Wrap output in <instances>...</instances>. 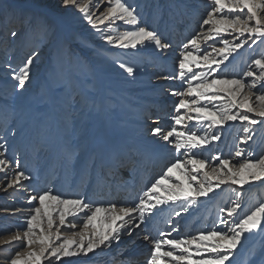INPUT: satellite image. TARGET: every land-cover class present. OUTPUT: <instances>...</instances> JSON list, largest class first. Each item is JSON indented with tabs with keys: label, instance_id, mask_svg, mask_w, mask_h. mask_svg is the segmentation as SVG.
Listing matches in <instances>:
<instances>
[{
	"label": "rangeland",
	"instance_id": "obj_1",
	"mask_svg": "<svg viewBox=\"0 0 264 264\" xmlns=\"http://www.w3.org/2000/svg\"><path fill=\"white\" fill-rule=\"evenodd\" d=\"M126 2L138 13L140 26H147L149 29L156 30L165 41L170 43L171 47L169 49L162 51L156 49L151 43L146 46H138V49H122L115 44H109L105 39L106 36L109 34L115 36L126 30H135L136 26L126 24L123 21H115L112 23L105 22L98 25L97 28H93L83 17V14L77 10H58L56 0H0V38H3L6 29L19 27L17 23L19 17L32 15L31 23L25 24L19 40H12L7 47L0 45V121H2L1 118H4L8 122L7 126H9L7 138L0 140V145H3V147H0L2 154L0 156L3 159L9 161L19 160L21 170L25 172L29 162L32 164V168H39L40 163H43L39 161V158L43 157L45 152H47V155H50L53 151L54 154H57L61 130L64 131L63 133L68 130H77L82 132L83 135L85 134L87 139L95 124L96 116H103L107 119L109 112L111 113L110 118L116 124L122 122L119 118L124 116L133 118L131 122L135 124L140 123V120L135 116L136 113L133 107L140 106L144 102H150V109H152V112L147 115L148 119L154 116V118L160 120L159 123L150 124V127L159 125L164 129H168L174 125L172 117L176 114L175 105L181 97H176L171 93L186 90L187 83L186 80L181 81L178 78L164 80L159 77L164 75L178 76V57L184 50L183 44L187 43L193 36L206 32L210 27L203 25L206 13L211 10L210 0H196V2L193 0H126ZM93 5L91 11L96 15H99L110 6L108 0H93ZM40 17H44L50 28L54 29V38L47 43L39 42L38 34L31 32L33 25L38 22ZM178 24L181 28L176 27ZM178 29L180 31L187 29L189 36L187 38L181 37V32H177ZM237 35L231 30L222 32L220 36L215 37L213 40L207 42L201 40L199 52L192 49L191 46L190 50L197 56H202L205 53L209 54L210 57L216 56L212 49L222 48L225 39L230 43L239 42ZM170 36L172 37L169 40ZM57 40L63 42V50L60 52L57 51ZM33 48L39 51V59L32 67L31 81L27 84L26 91L22 95H17L14 93L13 81L9 76L11 69L7 68L6 65L11 64L16 67ZM167 54L170 56V62L165 67ZM260 56H264V43L257 41L256 44H252L249 40L248 44L232 53L229 59L220 66V69L209 75L208 79L236 78L243 79L246 83L250 82L252 78L244 77L243 73L252 65V60ZM118 62L135 65L138 69L135 78L126 77V74L118 68ZM193 71L196 73L207 72L208 69L204 66L197 68L193 65ZM197 83V81H193L194 86ZM254 91L257 94L264 93V87L258 84ZM72 95H76L79 102L73 109L69 110L66 105ZM184 99L192 100L196 97H184ZM86 100H95L101 107L97 109L93 105L86 104ZM153 101L157 105L152 104ZM200 103L207 105L209 108H218L223 101L217 100L209 103L204 100ZM146 104L149 105V103ZM163 105L165 106L164 109L162 108ZM120 107L123 110H120ZM161 110L162 112H160ZM234 111L243 110L237 108ZM67 113L70 114L69 118L66 117ZM180 114L195 115L194 113H186L183 109ZM248 115L254 117V113H248ZM77 117L82 121L74 129ZM254 118L260 119L259 117ZM123 122V127L132 134L127 122L125 120ZM184 123L187 128L177 127L180 130L196 132L198 135L207 134L211 136L215 134L221 138L218 141H211L202 148L193 149L191 152L186 153V150L177 152L174 148H171L173 147L171 144L162 141L159 137H153L154 140L152 143L150 142L152 148H163L168 144L175 155L171 162L180 160L185 164L183 170H173L174 174L168 181L173 186L182 184L186 190L190 191V184L192 187L198 186L195 181L189 179L191 175H197L198 180H203L204 170L197 174L191 171V165L186 164L192 154H195L198 159H205L203 155L206 153L208 156L209 153L212 158L210 159L215 161L213 166L219 165V162L213 157L229 159L231 163L238 165L245 159L254 160L264 155V124L248 125L246 122L242 123L237 120L209 129L207 127L208 122L185 120ZM244 127H249L254 133L253 139L246 144L240 142L244 136ZM13 129L16 132L15 135H12ZM143 135V132L139 133L138 137L141 138ZM146 135H148L146 140L152 137L148 131ZM78 140L72 138L70 141L68 138L62 151L67 148L76 150ZM86 144H88V141ZM237 147L244 150V154L240 157L235 156ZM23 157H25L24 160ZM31 157H34L33 161H30ZM21 160L23 161L21 162ZM165 167L156 174L151 183L159 178ZM16 170L14 164H11L7 169V177L4 173H0V218L7 217L9 214L21 215L25 211L21 203L18 202L23 195V186L7 187V181L11 179L13 172ZM120 176L123 177L122 180L125 179V175L120 173ZM127 176L129 175L127 174ZM145 178L147 179V177ZM59 180H61L60 175L54 178L49 177L48 182L45 184L47 186L46 190H51L53 194H64L62 198H67L69 190L67 191L65 188L60 190L61 188L56 187L59 186ZM107 182V186L112 183L109 180ZM216 182L213 181V183ZM86 185L87 183L80 185V193H85ZM149 185L151 186V184ZM67 186L72 189L73 181H70ZM24 187L25 193L27 189L28 192L30 191L29 193L34 190H29L27 186ZM227 187L225 190H220L221 195L218 196L215 206L212 207L213 212H211L212 208L209 209L206 204L209 201V195L219 190L220 187L215 188L208 196L198 197L195 203L191 200H178L175 203L169 201L167 204L157 205L150 212L151 214L145 213L143 223L149 230H155L157 233L155 239L162 240L184 239L214 229L227 231L233 222L227 225L221 223V220L227 217L226 209L233 207L235 203L241 205L237 214L230 217V220L236 221L249 213L259 203L264 202V197L261 198L264 192L260 193L259 191L260 188L264 190V181H249L243 186L230 183ZM242 187L250 188L241 190ZM18 194L22 195L19 196ZM161 195L167 194L161 190ZM22 197L26 201L29 196ZM127 197L129 198L128 195H126ZM129 200L131 199L129 198ZM226 203H228V206L224 205ZM18 209L20 211H17ZM177 212L180 215H176ZM166 213L170 214V219L167 222L163 218ZM213 213L214 215L217 214L218 217H213ZM0 222L3 223V225H0L2 228L0 236H7L25 226V220L20 221V219H2ZM173 223H176L175 227ZM161 224L164 226H161ZM182 226L188 232V234L185 233V236L177 235ZM65 231L70 233L73 231L79 232L80 230H61V232ZM161 233H164V235H161ZM124 238L125 235L120 239L124 240ZM139 239L142 240L143 236L136 234L135 241L129 243L128 253H125V251L120 253L121 255L114 256L111 263L108 264H124L123 262H126L125 264H148L153 245L151 242L150 246L140 245ZM151 239L153 238L151 237ZM238 246L231 256L230 264H264V231L256 230L252 233H245L241 244ZM19 247L20 245L17 243L0 248V264H2L3 257L9 253L14 254ZM167 250H170V246L165 245L162 251ZM192 251L194 253L193 261L200 260L201 255L195 254V246L192 247ZM176 254H179V252L177 251ZM202 255L204 259H207L210 254L205 252ZM74 260V257L62 258L61 262H55V264H63V261H67V264H75ZM44 264H48V262L45 261ZM104 264H107V262ZM167 264H172V262L167 261Z\"/></svg>",
	"mask_w": 264,
	"mask_h": 264
},
{
	"label": "snow or ice",
	"instance_id": "obj_2",
	"mask_svg": "<svg viewBox=\"0 0 264 264\" xmlns=\"http://www.w3.org/2000/svg\"><path fill=\"white\" fill-rule=\"evenodd\" d=\"M58 10H77L83 14V17L93 27L105 22L123 21L126 24L136 26L135 30H126L113 36L109 34L105 37L109 44H115L122 49H138V46H146L151 43L156 49L166 50L171 47L170 43L165 41L159 33L147 26H140L138 13L126 0H108V6L99 15L91 11L93 0H56ZM211 10L206 13L203 19V25L210 26L206 32L199 33L183 44V51L178 57V76H161L160 79H180L187 83V89L184 91H174L171 94L181 97L175 105L176 114L172 117L174 125L164 129L159 125L150 127L148 132L153 137H159L162 141L171 144L175 151L186 150L191 152L193 149L202 148L211 141L220 140L219 135H198L196 132L180 130L177 126L187 128L185 120L197 122H208L207 127L212 129L217 126H223L229 121H237L248 125L264 124V93L257 94L254 90L257 85L264 87V56L252 60V65L243 73L244 77L252 78L250 82L243 79L213 78L208 79L209 75L215 73L229 56L248 44L257 41L264 43V0H210ZM246 10V11H245ZM235 14V15H229ZM32 15L19 17L17 23L19 27L8 28L4 32L3 38H0V45L5 47L14 40L19 39L21 31L25 24L31 23ZM231 30L237 33L239 42L230 43L227 39L223 40V47L213 48L216 56L210 57L205 53L202 56L194 55L196 49L199 52L201 40L207 42L220 36L222 32ZM31 32L38 34V41L47 43L54 38V29L50 28L44 17L38 18V22L33 25ZM27 34V33H26ZM244 39H240V38ZM63 50V42L57 40V51ZM39 51L36 48L31 49L16 67L7 64L11 69L10 79L13 81L12 88L14 93L22 95L26 91V86L31 81L32 67L39 59ZM219 57V58H217ZM193 65L197 68L204 66L207 72L196 73L193 71ZM215 66V67H213ZM254 66V69H253ZM118 68L122 70L126 77L135 78L137 67L132 64L118 62ZM193 81L198 83L194 86ZM223 94V95H221ZM195 96L196 99L188 100L184 97ZM222 100L223 103L218 108H209L202 105L201 101ZM76 95H72L67 108L73 109L78 103ZM86 104L101 107L95 100H86ZM243 111H234V109ZM195 115H181V110ZM248 113H254L253 116ZM244 136L241 143H248L253 139V130L244 127ZM16 132L13 129L12 135ZM3 147V145H0ZM244 150L237 147L235 156L240 157ZM219 162L218 166H213L205 159H198L195 154L186 161L191 165V171L199 174L203 169V180H198L197 175H191L189 179L195 181L198 186L189 185L190 191L186 190L182 184L172 185L168 183L174 174V169L183 170L185 164L180 160L166 165L165 169L151 183L139 203L133 206L117 207L110 204L108 207L95 206L86 202L83 198H62L59 194H53L51 190H42L32 195L28 201L30 205L38 201V205H33L28 210V216L25 226L17 229L7 236H0V248L19 244L20 247L13 253L3 257L2 264H55L61 262L62 258H71L78 255H88L101 246L108 245L113 240H119L121 229L127 224L125 217L132 218L133 213H139V219L145 221V213H150L157 205L167 204L169 201L175 203L178 200H191L195 203L198 197L208 196L215 188L222 184L231 183L234 185H245L249 181H264V155L254 160L245 159L237 164L231 163L229 159L213 157ZM14 164L16 171L13 172L11 179L7 181V187L13 188L22 186V182L30 180L31 177L21 170L19 160L9 161L0 159V173L7 177V169ZM127 168V161L120 158H114L109 172L111 175L120 174ZM213 181H217L213 183ZM161 190L167 195H161ZM241 205L235 203L233 207L227 208V217H233L237 214ZM17 211H20L19 209ZM79 213H84L82 228L79 232H61V228L66 225L72 229L77 227L75 222L68 220V217H77ZM176 215H180L179 212ZM107 221V231L102 223L97 228L94 221L101 218ZM224 218L221 223L227 225L228 219ZM116 221L123 223L117 225ZM139 227V225H136ZM264 231V202L259 203L249 213L228 227L227 231L210 230L207 233L201 232L199 235L188 238L174 239H151L145 235L144 239L150 241L153 249L150 254L148 264H230V258L241 244L245 233L253 231ZM164 235V233H161ZM165 245L170 246V250L162 251ZM195 246V254L201 255V259L193 261L194 255L192 247ZM179 254H176V252ZM209 253L207 259L203 258L202 253ZM167 258V261H166ZM67 264V261H63Z\"/></svg>",
	"mask_w": 264,
	"mask_h": 264
},
{
	"label": "bare ground",
	"instance_id": "obj_3",
	"mask_svg": "<svg viewBox=\"0 0 264 264\" xmlns=\"http://www.w3.org/2000/svg\"><path fill=\"white\" fill-rule=\"evenodd\" d=\"M193 1L196 2V0ZM176 27L181 28L180 24H178ZM170 31H172V29H170ZM177 32H181V37L187 38L189 36V32L187 31V29L182 31L178 29ZM171 37L172 36H170L169 40L171 39ZM169 58L170 56L167 54L165 58L167 61H165V67L168 65V62H170ZM146 103H149V105ZM152 104L157 105L155 101H153ZM133 108L136 113L135 116L140 120V123L135 124L131 122L133 118L124 116L123 118H119V120H121L122 122H118V124H116V122H114V120L110 118L111 113L109 112L107 114V119L103 118V116H96L93 129L90 130L89 134L87 133V139L85 138V134L83 135L82 132H79L77 130H68L70 132L67 131L65 133H63L64 131L61 130V137L59 139L57 154H54L53 150L50 155H47V152H45L43 157L39 158V161L43 162H39V168H32V164H30V162L28 163L29 166L25 173L29 175L31 179L22 182L23 195L18 194L19 196H29L28 198H26V201L22 196L20 200L18 199V202L21 203L22 208L25 209V211L22 212L23 214H9L7 217H1L0 220L20 219V221H26L28 216V210L33 205L38 204V201H36L33 202L32 205H30L28 203L30 197L42 190H46L47 186L45 184L48 182V178H54L58 175H60L61 180H59V186L56 187L61 188L60 190H62L63 188H65V190L67 191L69 190V195H67L68 199L84 197L86 202H90L93 207L98 205L108 207L110 204H115L117 207H123L128 205L133 206L134 204L139 203V199L143 196L144 192L150 186L149 184H151L152 179L165 167L167 163H170L172 161V158L175 157V155L173 154L174 152L170 150L173 147L170 148V145L168 147V144L163 146V148H152L151 143L154 140L153 136L149 138V140H146L148 136L146 135V133L150 128V124L160 122V120H158L159 118H154V116L148 119L147 115L152 112V109H150V102H144L142 105H136ZM162 108L164 109L165 106L163 105ZM119 109L123 110V108L121 107ZM162 110L160 112H162ZM69 116L70 114L67 113L66 117L69 118ZM79 117L75 119L77 123L75 124L74 129L82 121V119H80ZM1 120L2 121H0V140L7 138V129L9 127L7 126L8 122L4 120V118H1ZM124 120L127 122V125L131 129L132 134L129 133L128 130L123 127ZM142 132L144 135L143 137L139 138L138 135ZM68 138L70 141L72 140V138H77V140L79 139L76 150L67 148L65 151H62L63 145L66 143V140L68 141ZM87 141L88 144H86ZM42 146L44 147V145ZM132 154H134V156H132ZM203 157L206 161H208L209 164L213 165L215 163L214 160H211L212 158L209 153L208 156L205 153ZM24 158L25 157H23V160ZM114 158H120L127 161L128 168H126L121 173L122 175H125V184L120 181V179H123L120 174L111 175L109 172L111 163ZM0 159H3V157L0 156ZM33 159L34 157H31L30 161H33ZM23 160H21V162ZM203 170L207 171L208 169ZM127 174L129 176L126 177ZM145 177H147V179ZM144 178L146 179V181L144 180ZM108 180L112 181L110 186H107ZM70 181H73L72 189L67 186L70 184ZM83 183H87V185L85 188V193L82 194L79 192V188L80 185H82ZM229 184L230 183L222 184L219 190H216L214 191V193L209 195V201L206 204L209 209L215 206L218 196L221 195L219 193L220 190H225ZM24 186L29 187V190L34 189L33 192L29 193L30 191L28 192L27 189L28 193H25ZM248 188L250 187H242L241 190H246ZM104 191L105 193L103 194ZM259 191L260 193L264 192L262 188H260ZM62 195L64 194H60L61 197ZM126 195H128L131 200H129L128 197L126 198ZM263 197L264 193H262L261 198L263 199ZM224 205L228 206V203ZM213 211L214 209L212 208L211 212ZM169 215V213H166L163 216L166 222L170 219ZM83 217L84 213H79L77 217H68V220L76 223L77 227L75 229L81 230ZM213 217L218 216L217 214L214 215L213 213ZM227 219L229 223L233 222V220H230V217H227ZM125 220H127L128 222L121 229L120 232V238L125 235L124 240H121L119 238L118 241L113 240L108 245L101 246V248L94 250V252L89 253L86 256L83 254L75 256V264H104L105 262H107V264L111 263V259H113L114 256L125 251V253H128L127 248H130L129 243L135 241L134 239L136 234H141L143 236L142 240L139 239L140 245L144 244L146 246H150V241L145 240L144 236L149 235L150 238L152 237L153 239H155L157 233L154 229L149 230V228H147V226H145V224L140 221L139 213H133L131 219L125 217ZM94 223L96 224L97 228H100L101 224L103 223V230L107 231V221H104L102 217L98 218L96 221H94ZM121 223L123 222L116 221L117 225ZM163 224H161V226H164ZM173 224V226L175 227L176 223ZM0 225H3V223L0 222ZM136 225H139V227H136ZM168 227L170 228V226ZM1 229L2 228L0 227V230ZM64 229L70 230L72 228L66 225L65 227L61 228V230ZM179 230L180 232L177 233V235L179 236H185V233L188 234V232L185 231V227L183 226ZM235 251L236 250H234V252ZM123 263L125 264L126 262Z\"/></svg>",
	"mask_w": 264,
	"mask_h": 264
}]
</instances>
